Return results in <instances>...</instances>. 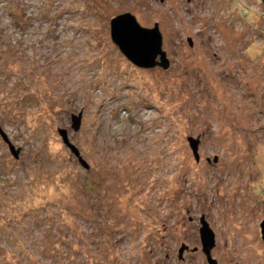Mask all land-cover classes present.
<instances>
[{"label": "rangeland", "instance_id": "obj_1", "mask_svg": "<svg viewBox=\"0 0 264 264\" xmlns=\"http://www.w3.org/2000/svg\"><path fill=\"white\" fill-rule=\"evenodd\" d=\"M0 9V264H208L201 217L216 264H264L262 0ZM123 14L158 28L165 70L119 50Z\"/></svg>", "mask_w": 264, "mask_h": 264}, {"label": "water", "instance_id": "obj_2", "mask_svg": "<svg viewBox=\"0 0 264 264\" xmlns=\"http://www.w3.org/2000/svg\"><path fill=\"white\" fill-rule=\"evenodd\" d=\"M262 2L264 3V0H262ZM110 24L112 40L131 63L144 69L160 67L165 70L167 68V65L169 64L165 53L162 51V37L157 27L153 29L143 28L136 22L134 17L129 14H123L113 18ZM132 41H134L133 46H131ZM188 41L191 45L190 40ZM158 57L160 61L159 63L157 62ZM80 116L74 118L73 120V128L75 131L79 129ZM59 134L62 137L64 144L71 150V152L78 155V151L69 143L66 132L64 130H60ZM2 137L8 144L12 155L17 157L19 151L14 149L4 135H2ZM188 143L195 161L198 162L200 140L198 138L195 139L190 137L188 138ZM79 161L82 165H86L83 161ZM86 167L88 166L86 165ZM260 228L262 240L264 241V221L260 224ZM199 237L202 245V251L207 258L208 264H216V261L210 255V252L215 245L214 234L204 217L200 218ZM183 250L184 248L181 247L179 250V256H181Z\"/></svg>", "mask_w": 264, "mask_h": 264}, {"label": "trees", "instance_id": "obj_3", "mask_svg": "<svg viewBox=\"0 0 264 264\" xmlns=\"http://www.w3.org/2000/svg\"><path fill=\"white\" fill-rule=\"evenodd\" d=\"M1 10V9H0ZM2 11H6V16H8V17H15V15H13V13L11 12V10H10V6L8 5L7 7H4L3 8V10ZM12 14V15H11ZM17 22V21H16ZM7 66H8V64L7 63H5V61H4V56L2 57L1 55H0V73H2V72H4V69L6 70H8V68H7ZM10 69V68H9ZM8 72V71H7ZM205 219V218H204ZM8 240V236L5 238V240Z\"/></svg>", "mask_w": 264, "mask_h": 264}, {"label": "flooded vegetation", "instance_id": "obj_4", "mask_svg": "<svg viewBox=\"0 0 264 264\" xmlns=\"http://www.w3.org/2000/svg\"><path fill=\"white\" fill-rule=\"evenodd\" d=\"M201 243V242H200ZM188 250V248H186ZM201 251H202V245H201ZM203 255L205 256L204 252L202 251ZM206 262H207V258L205 256ZM208 263V262H207Z\"/></svg>", "mask_w": 264, "mask_h": 264}, {"label": "bare ground", "instance_id": "obj_5", "mask_svg": "<svg viewBox=\"0 0 264 264\" xmlns=\"http://www.w3.org/2000/svg\"><path fill=\"white\" fill-rule=\"evenodd\" d=\"M133 43H134V41H132V44H131V46H133Z\"/></svg>", "mask_w": 264, "mask_h": 264}]
</instances>
